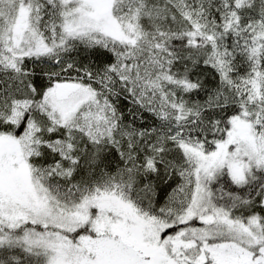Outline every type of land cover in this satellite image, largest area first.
<instances>
[{"label": "trees", "instance_id": "trees-1", "mask_svg": "<svg viewBox=\"0 0 264 264\" xmlns=\"http://www.w3.org/2000/svg\"><path fill=\"white\" fill-rule=\"evenodd\" d=\"M21 6L42 53L13 51ZM65 12L58 0H0V136L25 139L32 178L67 212L114 196L165 227L158 241L202 227L197 219L178 224L196 188L189 148L213 151L234 119L255 131L264 121V0H113L115 20L138 33L133 45L95 32L69 35ZM33 44L28 38L22 47ZM256 76L254 98L244 82ZM62 78L93 89L64 121L44 101ZM208 190L209 208L244 225L256 221L264 239V161L241 183L217 171ZM26 229L45 230L4 229L0 264L47 263L44 252L19 242ZM67 235L97 236L87 224Z\"/></svg>", "mask_w": 264, "mask_h": 264}, {"label": "rangeland", "instance_id": "rangeland-1", "mask_svg": "<svg viewBox=\"0 0 264 264\" xmlns=\"http://www.w3.org/2000/svg\"><path fill=\"white\" fill-rule=\"evenodd\" d=\"M58 1L66 7L67 34L95 32L121 43H136L135 28L113 17V0ZM28 19L27 7L21 6L11 28L13 51L42 53L46 48L30 29ZM28 38L34 44L24 49L22 43ZM82 82L62 78L58 84H72L75 89L61 98L55 96V88L45 94L46 105L63 121L93 94L92 86ZM244 84L251 87L254 98L259 96V76ZM258 127L255 131L244 120L234 119L225 141L213 151L189 148L198 162L196 188L191 206L178 224L197 219L202 227L160 241L157 233L165 227L136 216L114 196L89 199L73 211H65L32 178L25 139L0 136V243L7 239L4 229L12 231L30 223L45 230L26 229L19 242L44 252L46 264H264V239L256 221L244 225L209 208L208 190L210 179L219 170L225 169L234 182L241 183L250 166L263 163L264 121ZM85 224L96 237L81 236L74 241L67 235Z\"/></svg>", "mask_w": 264, "mask_h": 264}, {"label": "water", "instance_id": "water-1", "mask_svg": "<svg viewBox=\"0 0 264 264\" xmlns=\"http://www.w3.org/2000/svg\"><path fill=\"white\" fill-rule=\"evenodd\" d=\"M74 89H75L74 85H69V84L58 85L56 86V89H55V96L57 98H61L65 96L66 94L70 93L71 91H73Z\"/></svg>", "mask_w": 264, "mask_h": 264}]
</instances>
